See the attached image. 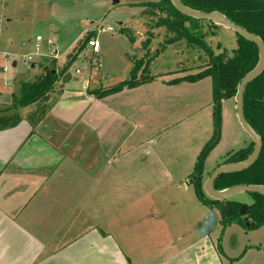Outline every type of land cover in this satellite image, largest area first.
Listing matches in <instances>:
<instances>
[{"label":"crops","instance_id":"crops-1","mask_svg":"<svg viewBox=\"0 0 264 264\" xmlns=\"http://www.w3.org/2000/svg\"><path fill=\"white\" fill-rule=\"evenodd\" d=\"M56 59L49 96L0 112V264H222L217 242L228 227L214 240L193 238L203 216L191 231L156 211L160 178L184 184L167 164L148 160L156 150L143 148L138 164L125 162L143 144H126L133 119L112 104L122 91L101 99L88 94L119 83L74 90ZM45 66L38 64L40 74ZM9 91L0 92V102L19 89Z\"/></svg>","mask_w":264,"mask_h":264},{"label":"rangeland","instance_id":"rangeland-1","mask_svg":"<svg viewBox=\"0 0 264 264\" xmlns=\"http://www.w3.org/2000/svg\"><path fill=\"white\" fill-rule=\"evenodd\" d=\"M158 1L0 0V92L8 94L11 88L17 94L19 87L16 85L32 82L41 75L38 64L55 68L51 62L53 58L35 57L36 44L43 54L56 49V61L62 67L76 57L67 68L68 83L74 90L81 91L86 89L85 83L112 86L127 81L134 61L142 58L145 61L147 57H152L143 74L151 79L136 89H125L112 99L116 100L112 104L118 110L133 119L127 128L126 144H143L132 156V153L125 156V162L138 164L144 158L143 148L156 150V156H150L148 160L167 164H164L167 171L172 176L178 175L175 178L184 184L174 186L171 182H164L163 185L160 178L157 187L154 185L156 205L153 203L152 206L155 205L157 212L169 215V219L185 224V228L192 231L198 220L207 213L203 215L204 209L192 186H188L187 178L186 181L181 178L186 172L184 177L193 171L196 158L214 135L211 81L209 78L197 82L186 80L202 70L203 56L197 50L179 43L161 51L165 39L171 35L165 34L163 28H154L158 18L151 15L150 10L134 6ZM108 28L113 31L109 32ZM123 31L131 33L134 42ZM215 33L216 36L209 39L212 47L220 42L229 52L236 48L233 31L222 27ZM95 35L100 51L92 55L86 42ZM36 36L41 37L42 41L36 42ZM47 39L53 41V46L46 45ZM147 39H150L148 52L143 48ZM23 42L30 45H23ZM77 45L81 50L85 46L87 48L78 53ZM156 52L158 56L155 58ZM31 54L34 60L28 62L26 58ZM67 57L70 60L67 61ZM65 60L67 62L64 63ZM92 60L97 62L96 66L92 65ZM13 63H16L15 67ZM11 101L9 97L4 98L0 102V112L10 108ZM248 138L237 122L234 99L224 101L221 105L219 141L205 159L202 190L215 166H220L221 160L228 154L245 147L244 142ZM229 200L247 207L253 203L249 194L237 195ZM213 210L219 213V209ZM242 217L246 219L245 214ZM169 222L160 225V228L168 227ZM220 227L218 220L210 236L205 237L211 240L219 238L222 233ZM222 236V264H264V228L246 230L232 224L223 231ZM192 237L197 238L196 234ZM236 257H241L238 262L233 260Z\"/></svg>","mask_w":264,"mask_h":264},{"label":"trees","instance_id":"trees-1","mask_svg":"<svg viewBox=\"0 0 264 264\" xmlns=\"http://www.w3.org/2000/svg\"><path fill=\"white\" fill-rule=\"evenodd\" d=\"M184 6L204 13L219 12L230 22L240 26L246 31L258 36L264 43V0H179ZM150 10L151 15L157 16L154 28H163L167 37L161 46L165 47L183 43L186 47L197 50L202 54V70L194 76L187 77L190 82H197L203 78L211 81V105L213 110L214 135L205 148L196 158L193 171L187 177V183L192 186L194 194L200 204L209 210H220L219 202L209 199L202 190V176L204 162L208 154L217 145L221 127V105L224 101L234 99L238 84L241 79L252 71L258 62V51L254 43L236 35V48L230 52L223 44L217 42L211 46L210 38L216 36V31L221 26L205 20H197L179 13L169 0L142 3L134 5ZM129 40L134 42V36L128 31H123ZM85 42V41H84ZM150 39L143 43V48L148 52ZM78 47L77 52L80 51ZM156 52L155 57H157ZM152 57L147 60L142 58L132 63L129 79L108 89L89 91V95L101 99L125 89H133L151 78L145 77ZM72 62V61H71ZM70 62V63H71ZM69 63V64H70ZM68 65L61 74L67 71ZM55 63L52 61V66ZM58 73L54 67H44L43 73L32 82H21L17 96L12 99L11 109L26 108L49 96L55 83L58 81ZM174 84V83H171ZM243 114L248 125L259 136L261 150L255 163L248 169L220 175L214 181V189L223 191L237 185H262L264 186V71L250 82L243 93ZM17 122V121H16ZM16 122L12 123L15 124ZM253 143H250L232 154H228L222 164L238 163L245 160L252 152ZM218 167V166H217ZM253 203L247 207L244 219L238 215L240 203L228 200L225 212L219 218V224L223 229L237 224L246 230L257 229L264 224V196L251 193ZM217 249L220 253L219 241Z\"/></svg>","mask_w":264,"mask_h":264},{"label":"water","instance_id":"water-1","mask_svg":"<svg viewBox=\"0 0 264 264\" xmlns=\"http://www.w3.org/2000/svg\"><path fill=\"white\" fill-rule=\"evenodd\" d=\"M169 1L173 5V7L182 15L197 20L209 21L213 24L229 29L234 33H236L237 35L254 43L259 55L258 62L255 68L249 73H247L238 84L237 92L234 97L237 122L241 127V129L243 130V132L247 134V136L250 138L251 142L253 143L252 152L245 160L241 162L222 164L218 166L205 180L203 184V192L209 199L219 202L220 210L218 214L214 210H209L207 212L206 216L204 217V220L202 221L199 229L196 232V235L198 237L203 238L207 236L212 231V229L217 225L219 216L222 215L226 210L227 207L226 201H228L230 198H233L241 194H251V193L264 196V186L262 185H237L227 188L223 191H216L214 189V181L220 175L232 174V173L244 171L248 169L250 166H252L259 156L261 150L260 138L254 132V130L248 125V123L244 118L243 93L245 87L250 82L258 78L264 71V43L258 36L230 22L224 15H222L219 12L215 11L210 13H204V12L192 10L184 6L179 0H169ZM246 210H247V206L244 205L241 206L238 210V215L243 216Z\"/></svg>","mask_w":264,"mask_h":264},{"label":"built area","instance_id":"built-area-1","mask_svg":"<svg viewBox=\"0 0 264 264\" xmlns=\"http://www.w3.org/2000/svg\"><path fill=\"white\" fill-rule=\"evenodd\" d=\"M101 31H103V30H101ZM108 31L112 32L113 30L111 28H108ZM35 40H36V42H40V41H42V38L38 36V37L35 38ZM45 43H46V45L48 47H51L54 44L52 42V40H50V39H47L45 41ZM86 44L91 49V51L93 53H98L99 52L100 44H99V41L97 40V38L89 39L86 42ZM34 49L35 50H34L33 53H34L35 57H41V56H45L46 57L47 56V57H51L53 59H56L58 57V52H57L56 49L50 50V52H48L47 54H43L42 53L43 50L41 49V47L38 44L35 45ZM26 59H27L28 62H32L34 60L33 57H32V54L28 55ZM4 71H5V69H4Z\"/></svg>","mask_w":264,"mask_h":264}]
</instances>
